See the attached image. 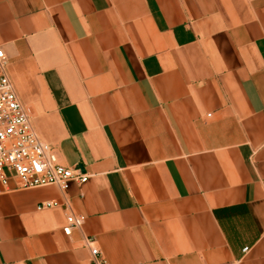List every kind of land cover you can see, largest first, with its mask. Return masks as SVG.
I'll list each match as a JSON object with an SVG mask.
<instances>
[{
	"label": "crops",
	"instance_id": "crops-1",
	"mask_svg": "<svg viewBox=\"0 0 264 264\" xmlns=\"http://www.w3.org/2000/svg\"><path fill=\"white\" fill-rule=\"evenodd\" d=\"M0 49L89 175L12 179L0 264H264V0H0Z\"/></svg>",
	"mask_w": 264,
	"mask_h": 264
},
{
	"label": "built area",
	"instance_id": "built-area-1",
	"mask_svg": "<svg viewBox=\"0 0 264 264\" xmlns=\"http://www.w3.org/2000/svg\"><path fill=\"white\" fill-rule=\"evenodd\" d=\"M88 173L78 167L66 166L59 162L54 147L40 137L32 123V110L19 98L8 74V59L0 49V194L11 188L16 179L22 188L57 185L63 190L72 182L85 183ZM59 205L58 201L47 200L38 209ZM69 225L64 229L70 233L71 225H81L84 214H70ZM249 247L244 248L247 252ZM88 264H110L97 246L91 247Z\"/></svg>",
	"mask_w": 264,
	"mask_h": 264
}]
</instances>
